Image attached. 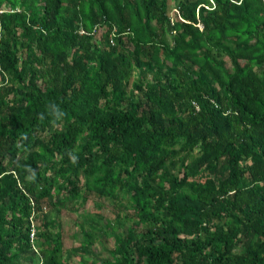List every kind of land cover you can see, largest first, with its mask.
I'll return each mask as SVG.
<instances>
[{
	"label": "trees",
	"instance_id": "obj_1",
	"mask_svg": "<svg viewBox=\"0 0 264 264\" xmlns=\"http://www.w3.org/2000/svg\"><path fill=\"white\" fill-rule=\"evenodd\" d=\"M213 1L0 0V264H264V0Z\"/></svg>",
	"mask_w": 264,
	"mask_h": 264
},
{
	"label": "rangeland",
	"instance_id": "obj_2",
	"mask_svg": "<svg viewBox=\"0 0 264 264\" xmlns=\"http://www.w3.org/2000/svg\"><path fill=\"white\" fill-rule=\"evenodd\" d=\"M179 0H169V10L172 11L176 8L177 2ZM196 1V0H194ZM97 202H100V204H103L105 207L102 210L97 209ZM48 207H45V210L49 213L53 212V209H51V205H47ZM114 207L113 205L106 201V200H99L96 197L91 196L89 200L87 201L86 205L79 209V212L76 213L71 210V207L63 208L61 211V223L63 224V228L65 231V252L69 250H73L74 248H78L80 246V240H82V234L78 226H75L74 222L85 221V218L82 214L84 213H103L106 216L110 218H115V213L113 212ZM130 222H125V228L124 230H120L119 232H126L128 227L130 226ZM75 236V237H74ZM114 245V242L112 239H109L106 236H101L100 240H98L95 244L94 248V254L95 257L98 259H105L110 257V252L108 251L109 248H112ZM94 254H83L82 252H73L72 254V262L73 264H79L81 258H85L86 260H91L94 256Z\"/></svg>",
	"mask_w": 264,
	"mask_h": 264
},
{
	"label": "built area",
	"instance_id": "obj_3",
	"mask_svg": "<svg viewBox=\"0 0 264 264\" xmlns=\"http://www.w3.org/2000/svg\"><path fill=\"white\" fill-rule=\"evenodd\" d=\"M211 2L214 4L213 0H211ZM81 33H85V31H82ZM37 234H38V230L36 227V223L35 221H33L32 228L30 231V238H31V243L33 244V246H35V240L37 238Z\"/></svg>",
	"mask_w": 264,
	"mask_h": 264
},
{
	"label": "clouds",
	"instance_id": "obj_4",
	"mask_svg": "<svg viewBox=\"0 0 264 264\" xmlns=\"http://www.w3.org/2000/svg\"><path fill=\"white\" fill-rule=\"evenodd\" d=\"M52 110L54 111V113H55V115H56L57 117L63 115L62 111L59 110L58 106L53 105V106H52Z\"/></svg>",
	"mask_w": 264,
	"mask_h": 264
}]
</instances>
